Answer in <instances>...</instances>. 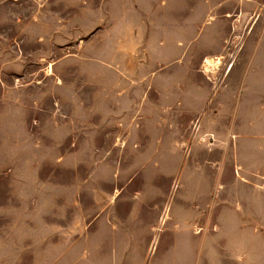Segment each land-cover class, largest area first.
I'll use <instances>...</instances> for the list:
<instances>
[{
	"label": "rangeland",
	"instance_id": "1",
	"mask_svg": "<svg viewBox=\"0 0 264 264\" xmlns=\"http://www.w3.org/2000/svg\"><path fill=\"white\" fill-rule=\"evenodd\" d=\"M263 39L264 0H0V264H264Z\"/></svg>",
	"mask_w": 264,
	"mask_h": 264
},
{
	"label": "crops",
	"instance_id": "2",
	"mask_svg": "<svg viewBox=\"0 0 264 264\" xmlns=\"http://www.w3.org/2000/svg\"><path fill=\"white\" fill-rule=\"evenodd\" d=\"M256 45L257 47L254 50L252 49V51L255 52L258 58L264 57V39L261 41V43L246 44V46H250V47L256 46ZM262 64L264 65V63ZM248 75L251 78H257V79L264 78V68L258 67V68L251 69ZM250 174H251V177L249 179L250 181L249 184L251 185L253 190H255V199H254L255 209L251 210L248 218L243 217L242 220L250 222L253 225V230L252 232L250 231L251 232L250 235H252L253 237H264V200L261 198H258V195L262 194V193L258 194V191L261 189H264V165H260V166L256 165L255 167H252ZM189 250L191 251V247L189 248ZM217 250L219 251V249ZM187 253H188V248H187ZM236 253L241 255L239 257L241 260L239 261V264H243V259H242L243 254L242 253H245V252L236 251Z\"/></svg>",
	"mask_w": 264,
	"mask_h": 264
},
{
	"label": "bare ground",
	"instance_id": "3",
	"mask_svg": "<svg viewBox=\"0 0 264 264\" xmlns=\"http://www.w3.org/2000/svg\"><path fill=\"white\" fill-rule=\"evenodd\" d=\"M215 62H213L212 60H206L205 61V64H206V67H207V70L209 71V68L212 67V65L214 64ZM217 64H220L219 62ZM214 66V65H213ZM232 68V64L229 65L228 69L230 70Z\"/></svg>",
	"mask_w": 264,
	"mask_h": 264
},
{
	"label": "built area",
	"instance_id": "4",
	"mask_svg": "<svg viewBox=\"0 0 264 264\" xmlns=\"http://www.w3.org/2000/svg\"><path fill=\"white\" fill-rule=\"evenodd\" d=\"M240 1L245 2V3H259L262 0H240Z\"/></svg>",
	"mask_w": 264,
	"mask_h": 264
}]
</instances>
